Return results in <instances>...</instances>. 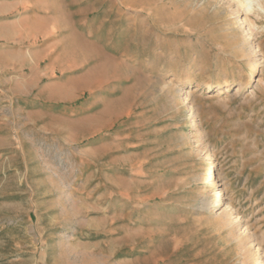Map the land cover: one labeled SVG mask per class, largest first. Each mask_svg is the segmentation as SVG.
I'll list each match as a JSON object with an SVG mask.
<instances>
[{
	"label": "rangeland",
	"instance_id": "obj_1",
	"mask_svg": "<svg viewBox=\"0 0 264 264\" xmlns=\"http://www.w3.org/2000/svg\"><path fill=\"white\" fill-rule=\"evenodd\" d=\"M7 1L0 264H264V0Z\"/></svg>",
	"mask_w": 264,
	"mask_h": 264
},
{
	"label": "crops",
	"instance_id": "obj_2",
	"mask_svg": "<svg viewBox=\"0 0 264 264\" xmlns=\"http://www.w3.org/2000/svg\"><path fill=\"white\" fill-rule=\"evenodd\" d=\"M12 6L15 7L16 5ZM11 8L12 7L10 6V3L7 0H0V17H8L5 14L11 12ZM1 14L4 15L1 16ZM22 17L23 15L19 16L18 19H15L13 21H6L3 25H1L0 29L7 28L5 30H8L5 34H3V38H7L8 40L14 41L18 40V42L26 40V28L24 27V21H22ZM25 85L26 84L24 83L23 78H18L15 83V86L17 88H25Z\"/></svg>",
	"mask_w": 264,
	"mask_h": 264
},
{
	"label": "bare ground",
	"instance_id": "obj_3",
	"mask_svg": "<svg viewBox=\"0 0 264 264\" xmlns=\"http://www.w3.org/2000/svg\"><path fill=\"white\" fill-rule=\"evenodd\" d=\"M211 186H214L215 184V177L214 174H212L211 180H210ZM224 206V201H223V193L222 191L219 192V200L216 202L215 210H219ZM210 207V203H207L204 207V209H208Z\"/></svg>",
	"mask_w": 264,
	"mask_h": 264
}]
</instances>
